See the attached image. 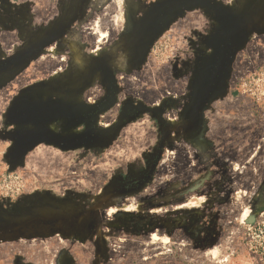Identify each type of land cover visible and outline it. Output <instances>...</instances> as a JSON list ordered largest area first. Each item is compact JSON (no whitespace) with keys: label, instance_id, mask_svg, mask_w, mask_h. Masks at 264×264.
Returning <instances> with one entry per match:
<instances>
[{"label":"rangeland","instance_id":"rangeland-1","mask_svg":"<svg viewBox=\"0 0 264 264\" xmlns=\"http://www.w3.org/2000/svg\"><path fill=\"white\" fill-rule=\"evenodd\" d=\"M171 1L0 0V264H264V0L154 15ZM105 72L86 144L57 145L85 130L64 116L12 122L26 102L99 104Z\"/></svg>","mask_w":264,"mask_h":264},{"label":"water","instance_id":"water-1","mask_svg":"<svg viewBox=\"0 0 264 264\" xmlns=\"http://www.w3.org/2000/svg\"><path fill=\"white\" fill-rule=\"evenodd\" d=\"M191 4V0L171 1L169 3L161 5L159 10H157L154 15L160 18L162 16L169 15V13H173L176 10L189 7ZM232 47L233 36L232 34H230L227 40L217 48L218 53L215 61L213 63H210L208 66L207 80L205 81L204 87L201 89L197 96L198 104H201L203 101L210 99L211 96L214 95V93L218 92V86L221 84L223 79L226 78L229 71L230 61L232 57ZM23 55V53L17 55L12 59L6 60L4 63H14L16 65L21 64L23 62ZM100 70L103 72L102 68ZM105 78L108 84L107 93L105 98L99 104L82 109H69L65 107H55L54 105H44L42 107H39L37 105L29 104L28 102H26L25 104L18 105L15 109L11 110V116H15L12 122L37 124L39 119L49 120L54 116H64L75 122L85 123V130L80 136L67 142L60 141L61 143L57 145L62 149H70L86 144L93 138V135L95 134V117L100 112L109 107L115 96L116 90L114 80L106 72ZM40 134L41 132L39 131V129L20 134L16 142L17 150H15V153L18 155H23L28 148L33 147L37 139H39ZM151 167H149V169H151Z\"/></svg>","mask_w":264,"mask_h":264},{"label":"bare ground","instance_id":"bare-ground-1","mask_svg":"<svg viewBox=\"0 0 264 264\" xmlns=\"http://www.w3.org/2000/svg\"><path fill=\"white\" fill-rule=\"evenodd\" d=\"M125 6V5H124ZM106 34L105 33H101V38L104 37ZM100 36V35H99ZM93 52H98V48L94 49Z\"/></svg>","mask_w":264,"mask_h":264}]
</instances>
